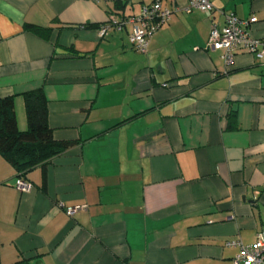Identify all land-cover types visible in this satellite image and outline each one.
Listing matches in <instances>:
<instances>
[{
	"label": "crops",
	"instance_id": "obj_1",
	"mask_svg": "<svg viewBox=\"0 0 264 264\" xmlns=\"http://www.w3.org/2000/svg\"><path fill=\"white\" fill-rule=\"evenodd\" d=\"M152 1L0 0V99L25 131L23 94L41 89L53 138L77 141L29 191L0 156L2 264H232L264 231V59L207 47L222 12L255 16L264 41V0H161L145 53L131 25L99 35Z\"/></svg>",
	"mask_w": 264,
	"mask_h": 264
},
{
	"label": "built area",
	"instance_id": "obj_2",
	"mask_svg": "<svg viewBox=\"0 0 264 264\" xmlns=\"http://www.w3.org/2000/svg\"><path fill=\"white\" fill-rule=\"evenodd\" d=\"M213 4L211 0H186L185 12L193 10L201 12H212ZM172 11L162 6L161 0H153L149 5L144 6L137 15L116 17L110 15L107 21L98 28L101 37L106 36L111 30H119L127 25L132 26L130 42L133 48L141 53H145L151 35L166 22ZM223 14V25L212 20L209 29L207 47L211 50H221L222 59L225 64L233 61L234 55L239 51L256 54L264 59V41L254 37L251 26L257 21L255 16L240 18L234 13ZM18 191H29L32 185L29 181L16 178L14 183ZM81 207H66V214L74 215ZM235 244V242H230ZM239 251L233 259L232 264H264V231L257 234L256 240L250 245L236 243Z\"/></svg>",
	"mask_w": 264,
	"mask_h": 264
},
{
	"label": "trees",
	"instance_id": "obj_3",
	"mask_svg": "<svg viewBox=\"0 0 264 264\" xmlns=\"http://www.w3.org/2000/svg\"><path fill=\"white\" fill-rule=\"evenodd\" d=\"M25 29L43 38L49 34L48 28L34 25H25ZM23 98L27 121L25 131L17 127L13 98L0 99V156L13 167L17 178L25 179L31 169L46 165L57 155L75 146L77 141L53 138L47 124L46 100L41 89L25 92ZM15 264L28 263L22 260Z\"/></svg>",
	"mask_w": 264,
	"mask_h": 264
}]
</instances>
